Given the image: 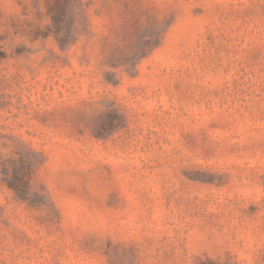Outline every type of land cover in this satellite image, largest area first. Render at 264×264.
Listing matches in <instances>:
<instances>
[{
    "label": "rangeland",
    "instance_id": "1",
    "mask_svg": "<svg viewBox=\"0 0 264 264\" xmlns=\"http://www.w3.org/2000/svg\"><path fill=\"white\" fill-rule=\"evenodd\" d=\"M0 264H264V0H0Z\"/></svg>",
    "mask_w": 264,
    "mask_h": 264
},
{
    "label": "trees",
    "instance_id": "2",
    "mask_svg": "<svg viewBox=\"0 0 264 264\" xmlns=\"http://www.w3.org/2000/svg\"><path fill=\"white\" fill-rule=\"evenodd\" d=\"M28 179H29V176L26 177V175H25L22 179H20L19 184L13 183V182L11 184L13 189L16 191L18 197L23 199V200L26 199L25 194L28 191Z\"/></svg>",
    "mask_w": 264,
    "mask_h": 264
}]
</instances>
